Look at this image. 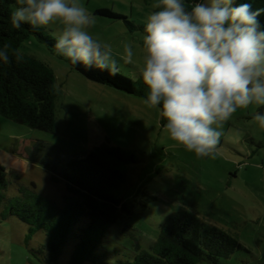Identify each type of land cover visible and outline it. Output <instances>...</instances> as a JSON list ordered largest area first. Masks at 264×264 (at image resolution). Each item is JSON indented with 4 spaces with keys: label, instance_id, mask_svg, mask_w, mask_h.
Instances as JSON below:
<instances>
[{
    "label": "rangeland",
    "instance_id": "obj_1",
    "mask_svg": "<svg viewBox=\"0 0 264 264\" xmlns=\"http://www.w3.org/2000/svg\"><path fill=\"white\" fill-rule=\"evenodd\" d=\"M83 2L96 19L94 35L110 44L114 54L119 56L125 43L133 44V62L122 64L120 73L138 78L143 32L130 31L123 20L96 11L110 9L144 28L155 0ZM16 6L14 0L11 12ZM42 30L56 39L55 27ZM19 53L44 62L54 73L56 130L47 133L0 117V165L10 183L0 201V264H36L30 250L44 243L41 232L30 235L28 226L9 214L7 201L17 196L16 189L34 190L61 204L66 187L54 167L101 145L130 150L136 157L113 190L122 208L104 245L106 264L132 256L136 245L147 249L165 218L180 210L192 212L241 243L242 249L215 264H264V129L253 121V109L240 110L223 124L214 158H198L169 139L159 112L144 100L86 80L34 36L21 43ZM257 111L264 112V107ZM39 143L54 150L37 151Z\"/></svg>",
    "mask_w": 264,
    "mask_h": 264
},
{
    "label": "clouds",
    "instance_id": "obj_2",
    "mask_svg": "<svg viewBox=\"0 0 264 264\" xmlns=\"http://www.w3.org/2000/svg\"><path fill=\"white\" fill-rule=\"evenodd\" d=\"M11 26L55 27L56 55L85 71L117 75L136 55L94 35L96 19L83 0H16ZM139 47L144 103L159 112L170 140L198 158H214L223 124L240 110L264 129V9L237 0H155ZM23 61L0 45V66Z\"/></svg>",
    "mask_w": 264,
    "mask_h": 264
},
{
    "label": "trees",
    "instance_id": "obj_3",
    "mask_svg": "<svg viewBox=\"0 0 264 264\" xmlns=\"http://www.w3.org/2000/svg\"><path fill=\"white\" fill-rule=\"evenodd\" d=\"M13 3L14 0H0V45L10 44L19 52L21 43L34 36L56 53V39L42 29L35 30L27 24L20 30L12 28L10 5ZM237 3H250L253 10L264 9V0H237ZM96 14L123 20L130 31L144 30L110 9H98ZM259 20L264 25V15ZM21 55L22 62L13 59L10 64L0 66V117L53 133L56 130L54 73L44 62ZM68 64L90 82L142 100L147 97L141 75L136 79L120 72L112 76ZM160 122L166 123L162 117ZM39 146L41 149L37 151L54 150L47 145ZM134 162L136 157L132 151L104 145L81 157L58 162L59 168L54 167V174L65 182L66 187L61 204L34 190L16 189L17 196L7 201L9 214L27 225L30 235L41 232L44 236L40 248L30 250L36 264H106L104 245L122 208L113 197V190L124 181L126 166ZM9 185L5 169L0 165V201L4 200ZM239 249H242L241 243L225 230L202 221L188 210H180L165 218L152 245L147 249L136 245L132 256H124L116 264H215Z\"/></svg>",
    "mask_w": 264,
    "mask_h": 264
}]
</instances>
